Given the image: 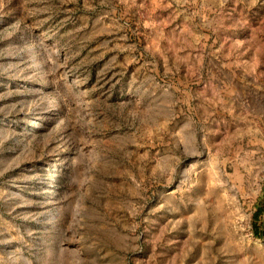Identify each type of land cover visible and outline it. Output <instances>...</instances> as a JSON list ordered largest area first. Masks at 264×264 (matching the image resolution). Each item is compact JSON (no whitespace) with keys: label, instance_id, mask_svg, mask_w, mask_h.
<instances>
[{"label":"rangeland","instance_id":"1","mask_svg":"<svg viewBox=\"0 0 264 264\" xmlns=\"http://www.w3.org/2000/svg\"><path fill=\"white\" fill-rule=\"evenodd\" d=\"M263 233L264 0H0V264H264Z\"/></svg>","mask_w":264,"mask_h":264},{"label":"trees","instance_id":"2","mask_svg":"<svg viewBox=\"0 0 264 264\" xmlns=\"http://www.w3.org/2000/svg\"><path fill=\"white\" fill-rule=\"evenodd\" d=\"M255 233H256V235L260 234V232H258L257 229H255ZM263 235H264V233H263Z\"/></svg>","mask_w":264,"mask_h":264}]
</instances>
